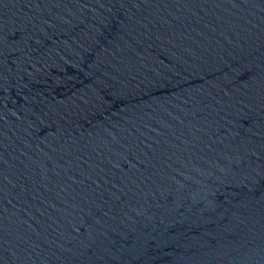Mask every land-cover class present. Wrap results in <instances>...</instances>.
I'll return each mask as SVG.
<instances>
[{"label": "water", "instance_id": "water-1", "mask_svg": "<svg viewBox=\"0 0 264 264\" xmlns=\"http://www.w3.org/2000/svg\"><path fill=\"white\" fill-rule=\"evenodd\" d=\"M0 264H264V0H0Z\"/></svg>", "mask_w": 264, "mask_h": 264}]
</instances>
